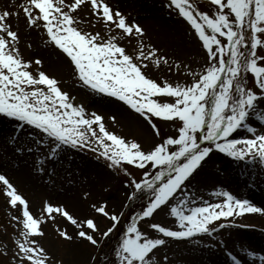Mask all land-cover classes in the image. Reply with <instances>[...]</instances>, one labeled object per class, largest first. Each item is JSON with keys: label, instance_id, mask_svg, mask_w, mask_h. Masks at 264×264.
I'll use <instances>...</instances> for the list:
<instances>
[{"label": "snow or ice", "instance_id": "snow-or-ice-1", "mask_svg": "<svg viewBox=\"0 0 264 264\" xmlns=\"http://www.w3.org/2000/svg\"><path fill=\"white\" fill-rule=\"evenodd\" d=\"M210 5L215 8L211 13L193 0L166 4L194 30L205 53L198 72L170 57L151 38L146 40V29L109 0H22L0 9V114L19 125L7 142L18 153L35 154L41 172L65 149L94 151L109 169L131 177L125 181L132 188L127 204L143 197L142 208L119 230L123 213L109 210L106 200L91 203L93 215L84 217L65 205L45 201L37 216L7 174L0 172V194L20 213L11 216L17 228L11 243H0V255L8 257V264H64L38 239L45 235L42 223L55 220L57 214L74 229L69 232L57 224L59 236L69 242L87 241L98 250L103 264H159L156 254L169 238H211L225 224L231 226L229 217L264 212L229 191L219 192L225 199L217 203L187 191L216 151L264 165V131L252 122L258 115L264 127V0H210ZM85 9L87 20L82 15ZM21 17L30 30L28 36L32 31L44 32V42L68 58L81 85L123 102L146 121L159 141L145 148L136 139L109 130L103 115L89 112L62 90L58 78L43 69L39 56L26 59L20 31L12 22ZM163 66L169 71L183 68L191 80L151 75L153 67L159 71ZM154 118L175 125V135L161 136ZM109 119L116 122L115 116ZM25 127L31 129L28 141L18 144ZM239 129L251 135L236 137ZM125 165L141 169L143 178L137 180ZM158 212H169L176 228L155 221ZM102 218L111 221L103 229ZM221 218L225 223H220ZM113 234L116 240L110 243ZM97 256L89 254L91 264H97ZM231 258L233 264H241L235 255ZM259 258L264 261V256ZM163 259L167 264V256Z\"/></svg>", "mask_w": 264, "mask_h": 264}, {"label": "rangeland", "instance_id": "rangeland-1", "mask_svg": "<svg viewBox=\"0 0 264 264\" xmlns=\"http://www.w3.org/2000/svg\"><path fill=\"white\" fill-rule=\"evenodd\" d=\"M13 2L22 0H0V9L10 7ZM124 12L129 20H136L147 31L145 39L151 38V42L166 51L170 57L178 58L183 64L189 65L194 71H199L206 59L200 43L193 35L194 30L177 14L175 9L166 7L168 0H109ZM204 11H215L210 5V0H193ZM88 9L82 13L88 19ZM14 28H18L21 34V49L23 56L35 59L39 56L43 60V69L51 75H55L60 81L62 90L69 91L76 98V103H82L89 112L96 111L105 117L106 127L115 133L128 139H136L145 148L152 142L159 141L155 137L151 127L146 121L135 114L127 105L106 94L93 92L90 88L81 85L73 75L68 58L59 50L54 49L42 39L45 33L39 30L32 31L25 27L23 17L19 20L13 18ZM86 27V25H85ZM95 31L96 28L91 29ZM168 41V44H167ZM32 47L27 46L28 43ZM153 77H164L170 81L187 82L191 76L181 68L177 71L168 70L163 66L159 71L153 67L150 70ZM251 76V75H250ZM249 86L253 78H248ZM115 116L116 122L110 117ZM154 122L160 129L161 136L175 135L176 126L159 118ZM258 131H264L259 117L252 121ZM19 127L17 121L0 114V172L6 173L11 182L17 187L30 203V210L34 215L43 212L45 201L54 204L65 205L71 212V207L65 202L67 198L77 196L81 206L88 209V214L93 215L90 204L93 202L107 201V207L118 214L123 213L125 219L123 226L131 216L142 208V201L128 207L127 198L132 188L125 181L131 179L124 172L109 169L106 163L94 157L88 149H65L60 158L54 163L49 162L45 171H39L40 165L36 162V155L27 152H16L14 146L7 141L13 130ZM31 129L25 127L19 132V141L27 142V134ZM245 129H239L236 137L250 136ZM98 155V154H97ZM128 171L137 180L142 179V170L131 165H125ZM221 182V183H218ZM220 184V185H218ZM187 191L195 193L208 203H217L225 199L218 195L221 191H229L237 198H246L264 206V165L257 161L235 160L219 151L211 155V159L191 182ZM87 193V197H85ZM70 202V201H69ZM199 200H197V203ZM19 215V211L10 208L4 195L0 194V243H11L12 234L17 231L16 224L11 216ZM83 215L81 217H84ZM155 221L165 226L176 228L175 218L169 212H158ZM111 221L102 218L100 227L109 226ZM144 230H148L147 224L138 221ZM220 223H225L221 218ZM57 224L65 227L69 232L74 229L70 223H66L58 214L55 220H45L42 228L45 233L39 237V242L50 253L62 258L64 264H91L89 254L97 256L96 249L87 241H66L57 231ZM122 228V226H120ZM238 237L246 240L243 246L235 245L237 253L232 251L235 243H243ZM116 235L112 241L115 243ZM219 243H216V242ZM212 245L209 247V245ZM257 255L252 256L249 253ZM235 255L241 264H264L260 256H264V227L245 226L240 221L233 222L231 226L219 230L213 237L205 235L195 236L191 239H167L166 245L161 247L156 254L159 264H233L231 255ZM11 253H9V256ZM102 259L97 261L101 262ZM0 264H8V257L0 255Z\"/></svg>", "mask_w": 264, "mask_h": 264}, {"label": "bare ground", "instance_id": "bare-ground-1", "mask_svg": "<svg viewBox=\"0 0 264 264\" xmlns=\"http://www.w3.org/2000/svg\"><path fill=\"white\" fill-rule=\"evenodd\" d=\"M167 44H168V41H167ZM218 183H221V182H218ZM218 185H220V184H218ZM243 199H246V198H243ZM65 202L68 204L69 208L71 207V212L73 214H75L77 217H81L82 215L84 216V215L88 214V209L86 208V206L82 207L80 205L81 201L77 198V196L69 197V198H67V200ZM251 202L253 204H255L257 207L264 208L263 205L255 203L253 201H251ZM228 220H232L233 222L240 221L245 226L264 227V212L246 213L242 216L235 217L234 220L232 217H229ZM237 240H242L243 243H235L233 245L232 251H234V253H237V250L235 249V245L243 246L244 243L247 244L246 243L247 241L242 239V237H238ZM244 241H246V242H244Z\"/></svg>", "mask_w": 264, "mask_h": 264}, {"label": "trees", "instance_id": "trees-1", "mask_svg": "<svg viewBox=\"0 0 264 264\" xmlns=\"http://www.w3.org/2000/svg\"><path fill=\"white\" fill-rule=\"evenodd\" d=\"M249 78V76H248ZM95 155V154H94ZM97 156V155H96ZM100 158V157H99ZM101 159V158H100ZM104 244V243H103ZM98 260L102 259V257L97 256ZM97 264H103V259L100 261H97Z\"/></svg>", "mask_w": 264, "mask_h": 264}]
</instances>
